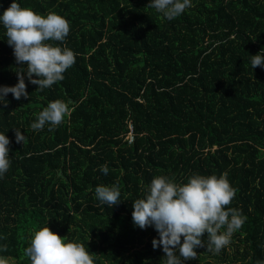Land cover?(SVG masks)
Returning <instances> with one entry per match:
<instances>
[{
    "label": "trees",
    "instance_id": "1",
    "mask_svg": "<svg viewBox=\"0 0 264 264\" xmlns=\"http://www.w3.org/2000/svg\"><path fill=\"white\" fill-rule=\"evenodd\" d=\"M12 2L0 0V16ZM15 2L69 22L65 41L48 43L72 50L75 64L42 91L25 73L28 98L0 101V134L10 140L0 258L31 264L24 249L49 227L82 243L94 264H161L163 250L152 246L158 233L134 226L133 202L157 176L185 184L227 173L236 194L226 210L247 219L219 253L207 250L205 233V247L182 264L264 262V68L251 66L264 49V0H191L171 21L147 7L151 0ZM22 71L0 23V86H15ZM56 100L69 107L63 122L33 130ZM100 185L119 187L117 206L96 199Z\"/></svg>",
    "mask_w": 264,
    "mask_h": 264
},
{
    "label": "clouds",
    "instance_id": "2",
    "mask_svg": "<svg viewBox=\"0 0 264 264\" xmlns=\"http://www.w3.org/2000/svg\"><path fill=\"white\" fill-rule=\"evenodd\" d=\"M147 7L171 21L192 4L191 0H151ZM0 23L6 29L7 44L13 49L16 63L26 66V71L17 72L18 83L15 86H0V101H6L9 93L16 100L28 98L25 73L28 81L38 85V90L42 91L62 81L63 73L75 64L72 50L48 43H63L70 32L69 22L58 14L48 13L45 17L30 8H22L13 0L0 16ZM262 53L264 49L251 56L253 69L264 68ZM68 112L65 102H49L39 112L31 128L40 131L48 124V130L52 131L63 122ZM15 139L19 144L24 143L26 137L20 130H15ZM9 144L6 135L0 134V177L10 166ZM100 171L107 175L109 169L107 165H102ZM226 177L227 173L219 178L195 174L187 183L177 184L166 176H157L146 188L145 197L133 202L134 226L141 230L153 227L158 233L159 238L153 239L152 246L153 249L162 248L164 257L161 264H182V261L195 260L197 253L194 249L205 247V233L207 250L219 253L230 243L231 235L243 226L246 217L236 209L226 210L236 194ZM94 191L101 204H119L121 192L118 186L100 185ZM222 229L225 230L222 232ZM65 239L49 227H44L35 231L30 246L24 249V255L31 264H94L95 255L90 254L82 243L65 242ZM0 264H4L2 259Z\"/></svg>",
    "mask_w": 264,
    "mask_h": 264
},
{
    "label": "built area",
    "instance_id": "3",
    "mask_svg": "<svg viewBox=\"0 0 264 264\" xmlns=\"http://www.w3.org/2000/svg\"><path fill=\"white\" fill-rule=\"evenodd\" d=\"M135 132H134V124L132 121L128 122V133L125 136V140L128 142V144H132L135 140Z\"/></svg>",
    "mask_w": 264,
    "mask_h": 264
},
{
    "label": "rangeland",
    "instance_id": "4",
    "mask_svg": "<svg viewBox=\"0 0 264 264\" xmlns=\"http://www.w3.org/2000/svg\"><path fill=\"white\" fill-rule=\"evenodd\" d=\"M4 261V264H14V260L10 258H0Z\"/></svg>",
    "mask_w": 264,
    "mask_h": 264
}]
</instances>
